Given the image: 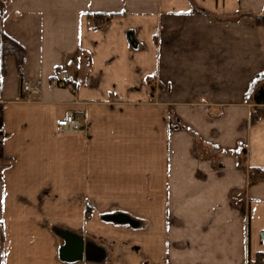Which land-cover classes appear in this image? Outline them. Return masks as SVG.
<instances>
[{
	"label": "crops",
	"instance_id": "1",
	"mask_svg": "<svg viewBox=\"0 0 264 264\" xmlns=\"http://www.w3.org/2000/svg\"><path fill=\"white\" fill-rule=\"evenodd\" d=\"M263 14L264 0H0V42L25 51L20 74L0 52V264H254ZM68 112L81 132H58Z\"/></svg>",
	"mask_w": 264,
	"mask_h": 264
},
{
	"label": "built area",
	"instance_id": "2",
	"mask_svg": "<svg viewBox=\"0 0 264 264\" xmlns=\"http://www.w3.org/2000/svg\"><path fill=\"white\" fill-rule=\"evenodd\" d=\"M67 81L65 72H60L52 82L53 87L64 86ZM40 91V82L38 80L32 81L30 79L21 80V92L25 97L37 94ZM58 132H81L83 130L81 119L73 113H66L65 116L56 122Z\"/></svg>",
	"mask_w": 264,
	"mask_h": 264
},
{
	"label": "trees",
	"instance_id": "3",
	"mask_svg": "<svg viewBox=\"0 0 264 264\" xmlns=\"http://www.w3.org/2000/svg\"><path fill=\"white\" fill-rule=\"evenodd\" d=\"M254 20H255V23L257 24H264V14L255 16ZM0 52H1L2 72L4 71V65H3L4 58L8 55H11L15 58L18 73L20 74L21 66L23 64L24 55H25L24 48L20 44H18L15 40H13L12 38H10L9 36L3 33L1 35ZM260 117H264V110L256 109L250 114L251 122L257 121ZM251 178H252V175H251ZM263 257H264V254L260 253L256 261L254 262V264H263L262 262Z\"/></svg>",
	"mask_w": 264,
	"mask_h": 264
},
{
	"label": "rangeland",
	"instance_id": "4",
	"mask_svg": "<svg viewBox=\"0 0 264 264\" xmlns=\"http://www.w3.org/2000/svg\"><path fill=\"white\" fill-rule=\"evenodd\" d=\"M257 88H258V86H256L255 90H256ZM262 88H263V87H262ZM262 262H263V264H264V257H263V261H262Z\"/></svg>",
	"mask_w": 264,
	"mask_h": 264
},
{
	"label": "water",
	"instance_id": "5",
	"mask_svg": "<svg viewBox=\"0 0 264 264\" xmlns=\"http://www.w3.org/2000/svg\"><path fill=\"white\" fill-rule=\"evenodd\" d=\"M257 96H259V94Z\"/></svg>",
	"mask_w": 264,
	"mask_h": 264
}]
</instances>
